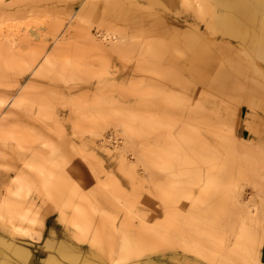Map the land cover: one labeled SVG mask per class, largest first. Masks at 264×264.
<instances>
[{
    "label": "rangeland",
    "instance_id": "1",
    "mask_svg": "<svg viewBox=\"0 0 264 264\" xmlns=\"http://www.w3.org/2000/svg\"><path fill=\"white\" fill-rule=\"evenodd\" d=\"M260 1L237 0L218 22ZM198 3L0 0V264L260 258L264 178L251 168L264 176V4L251 18L239 13L242 27L230 32L209 25L213 7L202 13ZM53 175L55 201L44 192ZM237 195L243 205L232 204ZM88 196L102 212L89 210ZM14 204L29 208L28 218H11ZM74 208L94 215L92 231L78 233ZM103 212L135 252L119 256L122 233L109 236L112 256L107 234L93 241ZM166 220L178 228L164 230Z\"/></svg>",
    "mask_w": 264,
    "mask_h": 264
},
{
    "label": "bare ground",
    "instance_id": "2",
    "mask_svg": "<svg viewBox=\"0 0 264 264\" xmlns=\"http://www.w3.org/2000/svg\"><path fill=\"white\" fill-rule=\"evenodd\" d=\"M185 1H188V0H185ZM211 1L212 0H210L209 2L211 3ZM206 2H208L207 0H199V3H198V11H200V12H202V13H204V11H205V9H206V6H207V3ZM220 3L222 4V5H224L226 8H232L233 9V11H235V9L237 8V5H236V3H237V0H220ZM211 5H212V7L214 8V6H213V4L211 3V4H209V6H207V7H211ZM202 9H204L203 11H202ZM239 9V8H238ZM251 12H252V8H251V6H250V4H242V7L239 9V10H237V12H236V16H235V18L237 17V16H239V13L241 14H243L244 16H247L248 18H251ZM227 13V12H226ZM229 14V13H228ZM254 14V13H253ZM255 15V14H254ZM221 14H218V13H216V11H214V15H213V17H212V19H213V24H215L216 23V21H220V19H221ZM222 25L224 26V27H226L227 29H229V31L230 32H234V31H236V29H234L233 27H235L236 25L234 24V21H232V17L230 16L229 18L228 17H223V19H222ZM10 30V29H9ZM107 32V31H106ZM116 32V31H115ZM103 34V33H102ZM241 35V34H240ZM124 36V35H123ZM103 37L104 38H106L107 37V34H103ZM122 37V36H121ZM92 38V37H91ZM110 38H112V37H110ZM2 40H4L3 39V36H2V38H1ZM262 39V38H261ZM5 40H7L8 41V43L7 44H9L10 45V47H11V49H14V51L16 50V47H15V42L14 41H12V40H10L9 38H7V39H5ZM4 40V41H5ZM116 40V39H115ZM108 41V40H107ZM1 42V41H0ZM109 42H110V40H109ZM112 45V44H111ZM113 45H114V43H113ZM21 49V48H20ZM116 49V48H115ZM14 51H12V52H14ZM263 52V51H262ZM193 131V130H192ZM213 132V131H212ZM230 137V136H229ZM232 138V137H231ZM230 139V138H229ZM235 139V142H237V138H234ZM233 139V140H234ZM233 140L231 141V143L233 142ZM239 141V140H238ZM240 142V141H239ZM234 142H233V144L231 145L233 148H234ZM238 144V143H237ZM239 146V145H238ZM240 146H241V144H240ZM230 147V146H229ZM236 147H237V145H236ZM231 148V147H230ZM239 149H240V147H239ZM234 150V149H233ZM41 161V160H40ZM146 164V163H145ZM227 164V163H226ZM255 165V164H254ZM257 165V164H256ZM33 167V166H32ZM149 166H147V168H148ZM260 167V166H259ZM258 167V168H259ZM34 168V167H33ZM145 168V167H144ZM37 169H39V167L37 168ZM44 170V169H43ZM240 170V169H239ZM251 175H253L254 177H257L259 180L260 179H263L264 178V176H263V174L262 173H260L261 171L260 170H258L257 169V167L255 168V167H253V168H251ZM150 171H153V170H150ZM243 171V170H242ZM39 171H37V173H38ZM46 172H47V170H46ZM154 172V171H153ZM241 172V171H240ZM250 172V171H249ZM44 173H45V170H44ZM151 173V172H150ZM155 173V172H154ZM239 173V172H238ZM242 173V172H241ZM52 174V173H51ZM230 174H233V173H230ZM240 174V173H239ZM248 174V173H247ZM57 177H58V173H56L55 174ZM154 174H151V177H153L154 178V176H153ZM229 175V174H228ZM241 175V174H240ZM246 175V174H245ZM41 176V175H40ZM54 176V175H53ZM56 176H54V179H52L53 180V182H48L47 184L45 183V191L44 192H46V196L48 197V199H50V200H53V201H55L59 196H58V194L60 193L59 192V187H60V182H59V180L58 179H56L55 177ZM60 176V179H61V175H59ZM65 176V175H64ZM220 176V175H219ZM231 176V175H230ZM46 177V176H45ZM44 177V178H45ZM47 177H49V176H47ZM66 177V176H65ZM217 177H218V175H217ZM234 177V176H233ZM232 177V178H233ZM236 177V176H235ZM234 177V178H235ZM242 177H243V175H242ZM231 178V177H230ZM47 179V178H46ZM218 179V178H217ZM222 179V178H221ZM220 179V180H221ZM66 180V179H65ZM150 180H152V179H150ZM154 180V179H153ZM219 180V181H220ZM232 180V179H231ZM20 181H22L23 182V179L22 180H20ZM37 181V180H36ZM48 181V180H47ZM47 181H45V182H47ZM226 181V180H225ZM232 182H233V180H232ZM262 182H263V180H262ZM14 183H16L17 184V182H14ZM43 183H44V181H43ZM219 183V182H218ZM221 183H223L222 185H224V182L221 180ZM228 183V182H227ZM26 184V183H25ZM24 184V185H25ZM68 184V183H67ZM44 185V184H43ZM48 185V186H47ZM42 186V185H41ZM40 186V187H41ZM62 186V185H61ZM70 186H72V185H70ZM217 186H219V184L217 185ZM22 187L23 186H21V185H18L17 184V187H16V191H18V189H22ZM24 187H26V186H24ZM65 187V186H64ZM69 187V186H68ZM224 187V186H223ZM62 188V187H61ZM70 188V187H69ZM207 188V187H206ZM218 188V187H217ZM227 188V187H226ZM8 189V188H7ZM28 189V188H27ZM26 189V190H27ZM204 189H205V187H204ZM209 189V188H208ZM208 189H206V190H208ZM229 189V188H228ZM43 190V189H42ZM60 190H63V189H60ZM65 190V189H64ZM77 190V189H76ZM23 191V190H22ZM21 191V192H22ZM66 191V190H65ZM78 192H80L79 190H77ZM210 191H211V189H210ZM209 190L207 191V193H209L210 192ZM213 191V190H212ZM220 191V190H219ZM233 191V190H232ZM27 192H28V190H27ZM64 192V191H63ZM214 192V191H213ZM231 192V191H230ZM11 193V192H10ZM17 193V192H16ZM25 193V192H24ZM23 193V194H24ZM65 193V192H64ZM221 193V192H220ZM224 193V192H223ZM232 193V192H231ZM230 193V194H231ZM45 194V193H44ZM61 194V193H60ZM79 194H81L80 196L82 197V195H84V194H82L81 192L79 193ZM216 194H218V191H217V193ZM233 194V193H232ZM108 195V194H107ZM110 195V194H109ZM206 195V191H205V194H203V197ZM208 195V194H207ZM225 195V194H224ZM22 196V195H21ZM77 196V195H76ZM85 196V195H84ZM87 196V195H86ZM211 196V195H210ZM221 196H223V194L221 195ZM221 196H219V198L220 199H222L221 198ZM108 197V196H107ZM202 197V198H203ZM209 197V196H208ZM80 198V197H79ZM84 198V200L85 201H87V202H89L88 203V205H89V207H90V209L89 210H91L92 212H94V213H97V212H99L100 211V209H99V207H98V205H97V203H96V201L94 202L93 201V199L92 200H90V198H89V196L88 197H83ZM110 198V197H109ZM205 198H207L206 196H205ZM211 198V197H210ZM81 199V198H80ZM197 199H198V197H197ZM200 199V198H199ZM204 199V198H203ZM217 199V198H216ZM215 199V200H216ZM230 199H231V197H230ZM61 200V199H60ZM211 200V199H210ZM213 200V199H212ZM204 201H206L205 199H204ZM209 201V200H208ZM223 201V200H222ZM59 203H60V201H58ZM192 202V201H191ZM201 202V201H200ZM211 202V201H210ZM220 202H221V200H220ZM232 204L235 206L236 204H238L237 206H240L242 203H241V201L238 199V195L237 196H234V198L232 199ZM193 203V202H192ZM215 203V202H214ZM64 204V203H63ZM195 204V203H194ZM193 204V206H195ZM200 204V203H199ZM198 204V205H199ZM224 204V203H223ZM201 205V204H200ZM220 205V204H219ZM243 205V204H242ZM213 206H215V205H213ZM217 206V205H216ZM221 206V205H220ZM220 206H218V210H219V207ZM226 206H227V204H226ZM8 207V206H7ZM78 207H79V204H78ZM81 207V206H80ZM198 207V206H197ZM202 207H203V205H202ZM205 208H206V206H204ZM210 207V206H209ZM14 209L12 210V212H11V215H10V217L11 218H15L16 216H20V217H22V218H28L27 217V213H28V211H29V208H27V209H25V207L24 208H22V207H20V206H18V205H15L14 204V207H13ZM15 208H17V210H15ZM62 208H63V206H62ZM213 208V207H212ZM220 208H222V207H220ZM230 208V207H229ZM10 209V208H9ZM75 209V212H74V217H71V222H72V224L74 225V227L76 228V230H78V233L80 234V233H84V235L85 234H87V233H89L90 231H92L93 229H94V224H93V216L90 214V213H88L87 211H84V210H81V209H77V208H74ZM74 209H73V211H74ZM83 209V208H82ZM202 209H204V208H202ZM233 209H234V207H233ZM232 209V210H233ZM11 210V209H10ZM170 210V209H169ZM211 210V209H210ZM215 210H216V208H215ZM234 211V210H233ZM100 212H102V211H100ZM167 212V211H166ZM253 212V211H252ZM131 213H133V211L131 212ZM131 213H129L128 215H129V217L132 219L133 217H135L136 215H134V214H131ZM170 213H172V212H170ZM235 213V212H234ZM102 214H106V216H103V217H101L102 218V222L100 223L101 225H102V230H100V228L98 229H96L95 228V230H94V235H93V241H95V242H97V241H100V240H98V239H100V237L101 236H104L105 234H107V237H108V241L110 242L109 244V250L107 251L108 252V254L109 255H113V253H114V250H115V248H116V245H115V243H114V241H111L112 239H111V237H109L110 235H112V234H117V233H122V241H121V245H120V248H119V253H120V257H124L125 256V254H126V252H131V253H133V252H135L134 250H135V248H134V246L133 245H131V242H132V239L127 235L128 233H127V231H125V230H123V229H120L119 227H117L116 225H115V223L113 222V219H112V215H108V213H105V212H103ZM167 214V213H166ZM176 214V213H175ZM174 215V214H173ZM220 215V214H219ZM222 215V214H221ZM71 216H73V215H71ZM228 216V215H227ZM110 219H109V218ZM143 217V216H142ZM173 217V216H172ZM228 217H230V216H228ZM231 217H233V216H231ZM108 219V220H107ZM167 219H169V218H167ZM32 220V219H31ZM180 220V219H179ZM230 220V219H229ZM37 221V218H33V222H36ZM169 221H170V219H169ZM169 221H164L160 226H164V230H169V228L171 227L172 229H177L178 228V226H179V224L177 223V225H176V223L174 222V223H172V222H169ZM161 223V222H160ZM231 223V222H230ZM233 224V223H232ZM233 226V225H232ZM145 228H150V226H148V225H145ZM230 228H231V226H230ZM241 231L242 232H245L246 231V228L245 227H242L241 228ZM106 232V233H105ZM159 235H161V232L159 233ZM163 235H166V237H168V235H169V233L168 232H163ZM99 237V238H98ZM194 238V237H193ZM198 238V237H197ZM193 240V239H192ZM197 240V239H196ZM182 241H184V246L185 247H187L188 249H189V247H188V243H187V239L186 240H182ZM193 242V241H192ZM187 244V245H186ZM191 247V246H190ZM210 247H212V249L210 248ZM197 249H196V253H199L200 255H201V253L202 252H204V251H206L205 249H207V248H205V246H203L202 244H200V245H197V247H196ZM208 248H210L211 250H214L213 248H214V246H209ZM220 248H218V250H219ZM195 250V249H194ZM221 250H224V249H221ZM208 251H209V249H208ZM210 252V251H209ZM211 252H213L214 253V251H211ZM257 252V251H256ZM225 253V252H224ZM223 253V254H224ZM217 254V253H216ZM214 255V254H213ZM218 255H219V253H218ZM210 256H212V255H210ZM222 256V255H221ZM224 256H226V255H224ZM243 256H245V255H243ZM205 257V256H204ZM222 258V257H221ZM226 258V257H225ZM251 258H252V261L254 262L253 264H261V260H260V258H259V256L257 255V253H252L251 254ZM215 259V258H214ZM213 259V260H214ZM117 259H114V261H116ZM209 260V259H208ZM38 263V262H37ZM50 264H62L61 262H56L55 260H50ZM151 264V263H150Z\"/></svg>",
    "mask_w": 264,
    "mask_h": 264
},
{
    "label": "crops",
    "instance_id": "3",
    "mask_svg": "<svg viewBox=\"0 0 264 264\" xmlns=\"http://www.w3.org/2000/svg\"><path fill=\"white\" fill-rule=\"evenodd\" d=\"M260 3H262V4H264V2H261L260 1ZM260 3H258V4H260ZM215 4V3H214ZM258 4H252V10H255V5H258ZM213 10L214 11H216V13H218V14H223V13H225L226 11L227 12H229L230 10L228 9V8H222L221 6H219V5H216L215 4V6H214V8H213ZM256 12V11H255ZM230 13H232V10H231V12ZM257 17H258V14H257ZM257 17H256V20H257ZM238 20L240 19V18H242V17H240V16H237L236 17ZM234 19V21H236L237 19ZM243 19H245V18H243ZM246 20V19H245ZM256 20L253 22V23H255L256 22ZM208 21V20H207ZM246 22H248V23H252V22H250V21H248V20H246ZM209 25H212V26H217V27H219V28H221V29H224V27H221V25H220V23L218 22V21H216V23L215 24H213V20H212V18L209 20ZM236 25H238L240 28L242 27V25L240 24V22H237V24ZM234 36V35H233ZM241 36V35H240ZM240 36H236V37H240ZM262 38V37H261ZM256 41V40H255ZM258 41V40H257ZM264 73V72H263ZM262 85V89H263V87H264V83H262L261 84ZM260 259L261 260H263L264 259V238H263V242H262V246H261V248H260Z\"/></svg>",
    "mask_w": 264,
    "mask_h": 264
}]
</instances>
